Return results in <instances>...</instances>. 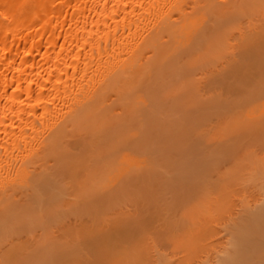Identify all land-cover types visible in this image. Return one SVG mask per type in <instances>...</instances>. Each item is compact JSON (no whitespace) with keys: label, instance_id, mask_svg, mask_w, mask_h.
Segmentation results:
<instances>
[{"label":"bare ground","instance_id":"obj_1","mask_svg":"<svg viewBox=\"0 0 264 264\" xmlns=\"http://www.w3.org/2000/svg\"><path fill=\"white\" fill-rule=\"evenodd\" d=\"M194 71L199 72L197 77ZM179 84L186 87L187 93L194 92L193 98L202 89L215 96L209 102H198L201 108L208 110L216 109L225 114L233 99L234 106L227 109L231 113L229 111L226 117L223 114L225 118H218L217 124L230 121L233 126L226 125L227 132L235 133L234 137L230 136H237V140L247 136L250 141L254 138L252 144L256 143L251 148H248L249 143H242L244 163L241 161L242 166L240 163L236 166L234 162L238 159H235L234 165L232 163L235 172L220 179L227 183L233 178L228 184L233 181L234 186L240 184L242 190L239 188L241 194L235 199V210L225 207L224 201L225 206L220 205L222 201L218 202V196L216 210H213L214 204V207L207 206L208 211L203 208L207 220L196 217L206 228L211 221L218 223L222 218L221 234L208 243L200 239L202 243H198L195 233L199 229L201 234L204 232L200 224L194 222L198 221L195 217L191 221L193 216L186 215L181 219L183 222L173 219L172 232V227L167 228L171 222L164 223L167 217H163L165 228L160 227L170 232L166 231L168 236L185 229L188 235L183 233L189 237L190 231H197L190 233L194 237L184 242L181 241L186 239L181 236L182 247H178L186 251L193 247L196 257L192 254L193 248L192 255L178 250L182 255L177 252L178 248L171 252V248H175L159 246L158 241L152 256L146 248L150 243L146 242L145 234L152 233L154 226L149 227L151 224L147 221L154 215L146 219L141 217L147 226L134 220L127 210L120 211L123 215H131V218L126 217L129 220L121 213L118 216L117 212L129 202L124 196L128 191L125 185L132 189L139 180L147 183L148 172L156 169L154 162L157 161V152L152 157L151 149L160 150V145L153 141L156 137L152 129H161L164 120L141 117L147 109L141 112L139 106H152L153 100L164 95V88L170 92L169 87L175 86L178 90L182 88ZM186 91V97L190 98ZM193 98L192 102H197V97ZM158 103L154 104L158 111L163 110L166 101L161 103L160 110ZM205 122L208 121L205 119ZM209 122L212 126V119L211 124ZM205 125L210 138L207 140L196 132V135L201 134L197 137L205 140L203 143L200 140V145L205 144L206 148L213 140L214 153L212 157L207 153V157L221 162L214 154L225 145L220 138L225 134L223 128L218 126L213 132L212 127ZM233 138L230 140L235 143L236 138ZM102 148L106 155L102 156L104 161L98 159L96 165L95 160L97 169H92L89 162H93L97 152L104 153ZM262 152L264 0H0V264H264ZM156 163L159 168L163 165L162 161ZM90 168L94 171L88 173ZM82 170L86 175L81 174ZM167 170V173L171 171ZM173 172L172 177H176ZM79 173L82 178L87 177L84 178L86 182L77 179ZM205 175L210 178L212 174ZM161 176L165 178V174ZM202 176L204 174L200 179ZM122 182L126 183H123L126 191L121 190L122 184L119 186L122 192L117 191ZM98 187L107 189L106 199L104 193L96 192ZM81 188L87 189L86 192ZM219 188L216 190L222 191ZM211 190L208 192L211 195L217 193ZM211 195L206 198L210 200L214 194ZM203 200L209 203L208 199ZM117 201L120 205L115 204ZM195 207L198 208L197 204ZM165 209H168L166 205ZM193 210L194 207L192 213ZM173 212L168 213L169 219V215L175 216ZM114 213L116 217H112ZM218 213L219 219L215 217ZM198 214L204 218L201 211ZM213 217L216 220H212ZM184 221L188 224L182 228ZM160 232L163 235V231ZM208 234L211 238L214 236L213 231ZM164 236L161 238L166 240ZM191 238H195L197 245L193 246ZM187 253L196 259L192 257L191 260Z\"/></svg>","mask_w":264,"mask_h":264},{"label":"rangeland","instance_id":"obj_2","mask_svg":"<svg viewBox=\"0 0 264 264\" xmlns=\"http://www.w3.org/2000/svg\"><path fill=\"white\" fill-rule=\"evenodd\" d=\"M240 44V43H239ZM193 75H195L194 77H197L198 75H199V72L198 71H194L193 72ZM233 80H235V79H233ZM232 80V81H233ZM231 81V80H230ZM231 83V82H230ZM233 83V82H232ZM235 84V83H234ZM181 84H179L178 86H180ZM173 87V86H172ZM181 87L182 88H179L178 90H177V88H175V86L173 87V88H175V90L173 89V88H171V87H169L170 89H168L170 92H168L167 90H166V88H164L165 90L164 91H162V92H164V95L165 94H167V93H169L168 95H165V97H164V95H162L161 96V98H159L160 99V102L159 101H157V100H159L158 98L154 101L153 100V105L154 104H157L158 102V108H159V110L161 109V107L163 106L161 103H164L165 101H166V104H164L165 106H163L164 108H163V110H161V111H158V109L156 108V105H152L151 106V104H149V106L146 108L145 106H143V105H140L139 107H140V110H141V112L143 111V110H146L147 112L149 111V113H147L146 111V113L145 112H142V116L141 117H143V118H149V117H153V118H161L160 120L161 121H163V123H164V125H162L163 127H161V129H156V127L154 128V129H152V127H150V129H152L153 131H152V134H155V137L156 138H154V142L156 143V145L158 146V144L160 145L159 147H160V150H159V148L157 149V148H154V149H156V150H154V149H151V150H153V152L151 153V155H153L152 157H154L155 155H156V152H157V155H156V159L155 160H157L156 162H163V165H164V167L166 168H164L163 169V165H162V167H160L159 168V166H158V163H156V162H154L155 163V167H156V169H155V167L153 168V169H155V170H150V171H152V173L150 172H148V174H149V178H147L148 179V181H147V179H145V181H147V183L146 182H143V184L140 182V180L138 181V183H140V184H138L137 182H136V184H138V187L136 186V184H134V185H132V187H134V188H132L131 189V187L130 188H128V185H125L126 186V188H127V190L128 191H126L125 189H124V186H123V183H125V182H122V183H119L118 184V188H116V190L117 191H120V192H122L121 190H124V191H126V195H124V196H126V198L127 199H129L128 201L130 202H128L127 203V201H123V204H125V203H127L126 204V206H123L124 208L126 207V209H124L123 207H122V209H119L118 211L119 212H117L118 213V216H119V214L121 213V211L120 210H122V212L123 213H125L126 212V210H127V212L126 213H128L129 212V214H131V215H133V219H134V217H135V219L134 220H136V221H139L140 220V223L141 224H143V222H142V219L143 218H145L146 216H153L149 221H147V224H148V222H150V224L151 225H149V227L150 226H154L153 227V229H152V233H153V231H154V233H153V236H155V238L153 237V239H154V241L152 240V236H151V234L152 233H150V234H148V233H146L145 234V237H146V242L147 243H150V247H151V249L149 250V248L150 247H146L147 248V251H148V253H151V255L152 254H154L155 255V253L153 252V250L155 249V243L157 242V245H161L162 247L165 245V247L164 248H166L167 246H169V245H171V247H173V248H175V249H172L171 248V252L172 251H176V248H178V247H182L180 244H182L181 242H184V241H187L188 240V238H189V240H190V237H194V236H190V233H192V231H190L189 232V237L187 236L188 234V231L186 232V230L184 229V230H178V232L176 231V230H174V231H176V232H174V234L173 233H171L170 235L172 236H168V234H167V232L168 233H170L169 231H164L163 229L165 228V227H163L164 225V223L166 222V224H168L169 223V221L171 222V223H169V225L167 226V228L168 227H170V224L172 225V222H173V219H175V220H179L180 219V221H182L181 219H183V217H186V215L187 216H193V217H191V221H193V220H195L194 219V217L196 218V217H198V216H200V219H201V221H203V219H205V217L207 216V214H203L204 212H206V211H203L204 209L205 210H207L208 211V209H206V208H208L207 206H211V205H215V207H214V205H213V207L215 208V209H213L212 207V209L213 210H216V208L217 207H219L218 205H217V203L220 201H222L221 203H219L220 205H222L223 204V201H224V204L225 203H227V204H223L225 207H227L229 210H235V208L236 207H234V205H237V201H235V199L237 198V195H240L241 194V192H239L240 191V189H241V187H240V184H238L237 186H234L235 184V182L233 181V184H228V183H231L232 182V179H231V182H225V181H223V180H220V179H225L224 178V176L225 177H230L229 175H231V173L232 172H235V168L233 169L232 168V166L234 165V163H236L237 162V165L236 166H238V163H240L241 161H242V148H241V146H244L242 143H244L245 145H246V143L248 144H250V145H248V148H251V145L252 146H254L255 145V143L256 142H254V144H252L253 142V139L250 141V137H248V139L245 137L244 139L243 138H240L242 141H240V139L239 140H237V136L235 137L236 138V140H235V143H234V140L233 141H231L232 140V138L234 137V135L233 134H235V133H228L229 131L227 130L229 127H232L233 125H231V123H230V121H227V124H226V122L225 123H223V124H221V125H219V124H217V119L218 118H225L226 116H227V114H228V112L230 111V109L229 110H227L228 108H230V107H232V106H234V104H233V102H234V100L232 99L230 102H229V104H231L229 107H227L226 108V113L224 114V113H221L220 111H218V110H216V109H210V110H208V109H205V108H201L200 106H199V103H206V102H209L212 98H214L215 96H213L211 93H207L206 91H204V90H206V89H202L201 91H199V94L197 93V94H195L196 96H195V98H196V101L197 102H192V99L191 98H193L194 96H193V93H190L189 91H188V93H190L191 95H189L188 93H187V89H186V87L184 86H182L181 85ZM186 90H185V89ZM171 89H173L174 90V92L173 91H171ZM161 90V89H160ZM180 90H182V91H180ZM177 91V92H176ZM186 91V93H187V95L188 96H190V98L189 97H186V95H185V92ZM167 92V93H166ZM184 94V95H182V93ZM160 93V92H159ZM171 93H174V94H171ZM196 93V92H195ZM242 94H243V92H241ZM161 94V93H160ZM173 95V97H171ZM169 96V100L167 99V97ZM175 96H177V97H175ZM240 96H241V94H240ZM243 96V95H242ZM170 97H171V99H170ZM181 97H183L184 98V102H182V99H180ZM166 100H165V99ZM178 100H177V99ZM185 98H187V101L185 100ZM195 98H193V100L195 99ZM239 98V97H238ZM237 98V99H238ZM165 101H164V100ZM173 99V100H172ZM176 99V101H178V102H176L177 104H175V100ZM167 100H168V102H167ZM179 100L181 101V103L179 102ZM163 101V102H162ZM170 101H172V102H170ZM174 101V102H173ZM152 102V101H151ZM155 102H157V103H155ZM199 102V103H198ZM170 105H169V104ZM173 103V104H172ZM180 103V104H179ZM167 104H168V106H167ZM179 104V105H178ZM176 105V106H175ZM169 107L168 109H167V107ZM155 108V109H154ZM189 108L191 109V110H193V111H189ZM167 109V110H166ZM198 109H200V110H198ZM206 110V111H205ZM231 110H233V109H231ZM215 111V112H214ZM188 112V113H187ZM183 113V114H182ZM214 113V114H213ZM219 113H221V114H218ZM229 113H231V111L229 112ZM144 114V115H143ZM146 114V115H145ZM185 114V115H184ZM203 114H205L204 116H203ZM223 114H224V116H223ZM184 117H183V116ZM200 115H202V117H205V118H202ZM208 115V116H207ZM200 116V117H199ZM215 116H216V119H215ZM151 117V118H152ZM208 117V118H207ZM214 117V118H213ZM229 117H230V115H229ZM210 118V119H209ZM176 119V120H175ZM187 119V120H186ZM205 119H206V121H210L209 122V124H211V119H212V126H209L208 125V122L206 123L205 122ZM227 120H228V118H226ZM175 120V121H174ZM201 120L203 121V122H201ZM160 121V122H161ZM184 121H186V122H184ZM167 122H168V124L169 125H166L167 124ZM174 122H176V123H174ZM193 122V123H192ZM201 122V123H200ZM205 122V123H204ZM174 123V124H173ZM192 123V124H191ZM215 123V124H214ZM205 124H207L209 127H212L211 128V131L213 130V132L214 131H216L217 130V127L218 126H220L221 128H223V133H225L222 137H220V138H222V140L223 141H221V142H224V146H223V144H222V147H223V149L222 150H219V151H217V152H215V156H219L220 158V160L219 161H221V162H217L216 161V159L215 160H213V158H211V159H209L207 156H209L207 153H211L210 154V156L212 157V153H214L213 152V146L211 145V142H213V140H211L210 141V145H208L206 148H205V144L204 145H200V144H202L203 142H205V140L203 141V138L204 137H206V139L208 140V138H210V137H208V135H206V131H205V127H204V125ZM166 125V126H165ZM216 127H215V126ZM226 125H228V126H226ZM151 126H153V125H151ZM155 126V125H154ZM156 126H158V125H156ZM165 126V127H164ZM168 126V127H167ZM186 126V127H185ZM206 126V125H205ZM224 126V127H223ZM176 127V128H175ZM194 127V128H193ZM209 127H207V129H208V131H209ZM226 127V128H225ZM171 128V130H169ZM168 131H167V130ZM179 129H180V132H179ZM193 129H195V132H194V130ZM175 130V131H174ZM181 130H184V131H181ZM190 130H192V131H190ZM151 131V130H150ZM166 131V132H165ZM178 131V132H177ZM210 131V132H211ZM228 131V132H227ZM160 132V133H159ZM170 132V133H169ZM188 134H187V133ZM192 132H194V135L192 134ZM196 132H197V134L200 132L201 134H199V135H196ZM151 133V132H150ZM159 133V134H158ZM165 133H167L166 135H165ZM180 133V134H179ZM181 133H183L182 134V136H181ZM208 133V132H207ZM180 136H179V135ZM209 134V133H208ZM229 134V135H228ZM230 134L231 135H233V137L232 136H230ZM188 135V136H187ZM196 135V136H195ZM204 136L203 138L202 137H197V136ZM212 135V134H211ZM210 135V136H211ZM164 136V137H163ZM169 138H168V137ZM176 136V137H175ZM178 136V137H177ZM184 136V137H183ZM185 136H187V138L188 139H186L185 140ZM240 136V135H239ZM190 137V138H189ZM197 137V138H196ZM212 137V136H211ZM232 137V138H231ZM253 136H251V138H252ZM200 138H202V139H200ZM235 138H233V139H235ZM156 139L158 140V141H156ZM162 139V140H161ZM166 139V140H165ZM169 139V140H168ZM190 139V140H189ZM193 139V140H192ZM231 139V140H230ZM171 140V141H170ZM202 141V143H201V141ZM245 140V141H244ZM161 143H160V142ZM165 141V142H164ZM182 141V142H181ZM188 141V143H186ZM238 142V145L236 146V145H234V144H236L237 142ZM196 142V143H195ZM199 142V143H198ZM170 143V144H169ZM208 143V142H207ZM215 143V142H214ZM218 143V142H217ZM239 143H240V145H239ZM198 144V145H197ZM213 144V143H212ZM219 144V143H218ZM231 144V145H230ZM172 145V146H171ZM197 145V146H196ZM200 145V146H199ZM154 146V145H153ZM165 146H167V148L165 147ZM186 148H185V147ZM236 146V148H234ZM250 146V147H249ZM170 147H171V149H170ZM221 147V146H220ZM241 148V150L239 149V148ZM226 148V149H225ZM103 149L104 148H102L101 150H102V152H104V153H101V155H99V152H97L98 154H96V157L93 159V160H91V161H93L92 163H90L89 162V165H92L91 166V168L92 169H97V168H95L94 167V161L96 160V165H97V162L98 161H104V158L103 157H105L103 154H105V151H103ZM163 149V150H162ZM229 149V150H228ZM227 150V151H226ZM154 151H155V153H154ZM101 152V151H100ZM166 152V153H165ZM169 152V153H168ZM205 152H206V154H205ZM204 153V154H203ZM262 153H264V152H262ZM169 154V155H168ZM201 156H200V155ZM192 155V156H191ZM213 155V156H214ZM221 155V156H220ZM103 156V157H102ZM102 157V158H101ZM187 157V158H186ZM189 157V158H188ZM206 157H207V159H206ZM191 158V159H190ZM232 158V159H231ZM99 159V160H98ZM103 159V160H102ZM163 159V160H162ZM235 159H238V160H235ZM98 160V161H97ZM154 160V161H155ZM209 160L211 161V162H209ZM235 160V162L233 163V161ZM100 161V162H101ZM213 161H215V163L217 162L218 164L217 165H215V163L213 162ZM224 161V162H223ZM168 162H169V166H170V168L168 167ZM243 162V161H242ZM99 163V162H98ZM165 163H166V165H165ZM170 163H172V165H173V163H174V165L173 166H177V167H179V168H172L171 167V165H170ZM200 163H201V165H200ZM204 163H205V165H204ZM207 163H208V165H207ZM232 163H233V165H232ZM244 163V162H243ZM202 165L204 166V167H202ZM215 165V166H214ZM98 166H100V165H98ZM98 166H96V167H98ZM161 166V165H160ZM212 166H214V167H212ZM224 166V167H223ZM239 166H242V163H240V165ZM85 167H87V166H85ZM90 167V166H89ZM94 167V168H93ZM200 167H201V169H200ZM209 167V168H208ZM211 167V168H210ZM90 168V170H88V173L92 170ZM172 168V169H171ZM203 168V169H202ZM204 168H206V169H204ZM207 168L209 169V170H211V171H209L208 170V175L210 174H212L211 176H210V178H207L206 177V175L205 174H207L206 173V170H207ZM167 169H170L171 171L169 172V173H171V172H173V170H174V172H173V174L174 175H176V177L175 176H173L172 177V173L171 174H169V173H167V171H169V170H167ZM215 171H214V170ZM231 169V170H230ZM167 170V171H166ZM177 170V171H176ZM224 170V171H223ZM229 170V171H228ZM238 170V169H237ZM240 170V169H239ZM86 171H87V169H86ZM86 171L84 170H82V171H80V172H82L81 174H83L84 172L86 173ZM92 171H94V170H92ZM153 171H156L155 173L153 172ZM160 171V172H159ZM166 171V172H165ZM192 171V172H191ZM200 171V172H199ZM205 171V172H204ZM228 171V172H227ZM161 173V175L162 174H165V178L163 177L162 178V176L161 175H159V173ZM165 172V173H164ZM180 172V173H179ZM191 172V173H190ZM201 172H204V173H202V174H204V176H202V179H200V176L202 175L201 174ZM211 172V173H210ZM213 172V173H212ZM226 172V173H225ZM231 172V173H230ZM242 172V171H241ZM84 173V174H85ZM176 173V174H175ZM224 173V174H223ZM233 174V173H232ZM86 175V174H85ZM157 175H159V176H157ZM169 175V176H168ZM214 175V176H213ZM80 176V173L77 175V179H79L80 178V182H82V181H85V177H79ZM91 176V175H90ZM223 176V177H222ZM161 178V179H159V178ZM167 177V178H166ZM169 177V178H168ZM178 177V178H177ZM199 177V178H198ZM87 178V177H86ZM88 178H90L89 176H88ZM152 178V180H150ZM171 178H173V179H171ZM179 178H180V180H179ZM198 178V179H197ZM83 179V180H82ZM153 179H155V180H153ZM159 179V180H158ZM177 179L179 180V181H177ZM200 179V180H199ZM206 180V182L204 181V180ZM88 180H90V179H88ZM172 180V181H171ZM197 180V181H196ZM203 180V181H202ZM210 180H211V182H210ZM218 182H217V181ZM236 180V182H237V179H235ZM79 181V180H78ZM142 181V180H141ZM144 181V180H143ZM174 181V182H173ZM190 181V182H189ZM193 181V182H192ZM201 181V182H200ZM227 181V180H226ZM229 181V180H228ZM240 181V179L238 180V182ZM86 182V181H85ZM91 182V181H90ZM177 182V183H176ZM192 182V183H191ZM207 182H209L210 184H206L205 185V183H207ZM216 182H217V184H221V186L220 185H217L216 184ZM169 183V184H168ZM174 183V184H173ZM198 183H200V184H198ZM204 183V184H203ZM122 184V189L120 190L119 189V186ZM126 184V183H125ZM177 184V185H176ZM183 184V185H182ZM225 184V185H224ZM226 184H228V185H226ZM139 185H140V187H139ZM142 185V186H141ZM189 187H188V186ZM216 187L217 189L219 188V189H221L222 191H218V190H216V188L215 189H213L214 187ZM86 186H88V184L86 185ZM136 186V187H135ZM156 186V187H155ZM178 186V187H177ZM201 186L204 188L203 190L206 192H204V191H202L201 190ZM208 186V187H207ZM209 186H210V188H209ZM218 186V187H217ZM225 186V187H224ZM239 186V187H238ZM84 187V186H83ZM146 187V188H145ZM152 189H151V188ZM171 187V188H170ZM212 187V188H211ZM86 188H88V187H86ZM121 188V187H120ZM136 188V189H135ZM141 188V189H140ZM150 188V189H149ZM163 188V189H162ZM178 188V189H177ZM208 189L207 191L205 190V189ZM240 188V189H239ZM82 190H87V189H84V188H81ZM98 189H100V187H98ZM97 188H96V192L97 191H100V193L101 194H103V197H104V195H106V198L108 197V195H109V193H108V191H107V189H103V188H101L100 190H98ZM103 189V190H102ZM130 189V190H129ZM135 189V190H134ZM148 189V190H147ZM156 189H158V190H156ZM182 189V190H181ZM193 189V190H192ZM210 189H212V190H215L217 193L215 194V192L214 191H212V192H214V193H212V195H213V197L212 198H214L215 196H217V197H215L214 199H215V202H214V200L211 198V192L210 193H208L209 192V190ZM143 190V191H142ZM153 190V191H152ZM169 190V191H168ZM184 190V191H183ZM238 190V191H237ZM242 190V189H241ZM123 191V192H124ZM148 191V192H147ZM159 191H161V192H159ZM198 191H199V193H198ZM86 192V191H85ZM129 192H130V194H132L131 196H130V194H129ZM146 192H147V194H146ZM155 192V193H154ZM203 192V193H202ZM247 192V191H246ZM106 193H108V195L106 194ZM125 193V192H124ZM153 193V194H152ZM184 193L186 194V195H184ZM205 193V194H204ZM221 193H222V195H221ZM101 194H98V195H101ZM159 194V195H158ZM202 194V195H201ZM203 194H204V196H203ZM208 194L209 195H211L210 196V198L213 200H209V198H206V197H208ZM127 195H129V197L130 198H128V196ZM135 195V196H134ZM151 195V196H150ZM102 196V195H101ZM157 196L158 197H160L161 199H158L157 198ZM166 196V197H165ZM183 196V197H182ZM185 196H187L186 198H185ZM189 196V197H188ZM218 196H220V200L218 199ZM234 196H236V197H234ZM99 197V196H98ZM164 197V198H163ZM100 198V197H99ZM102 198V197H101ZM105 197H104V199H106ZM138 198V199H137ZM157 198V199H156ZM189 198V199H188ZM203 198L204 199H208L209 200V203H207L208 201H206V200H203ZM222 198V199H221ZM234 198V199H233ZM126 199V200H127ZM136 201H135V200ZM140 199H142V201L140 200ZM192 199V200H191ZM218 199V202L216 201ZM122 200V199H121ZM143 200H145L144 202H143ZM158 200H162L163 201V203H162V201L160 202V201H158ZM187 200H189V201H187ZM191 200V201H190ZM226 200H228L227 202H226ZM232 200V201H231ZM132 201H135V202H137L136 204H138V207L136 208V204H135V202L134 203H131ZM186 201V202H185ZM212 203H211V202ZM121 202V201H120ZM154 202H156L155 203V205H154ZM193 202V203H192ZM206 202V203H205ZM214 202V203H213ZM158 203V204H157ZM160 203V204H159ZM173 203V204H172ZM204 203V204H203ZM211 203V204H210ZM234 203V204H233ZM115 204H119L118 203V201L115 203ZM122 204V203H121ZM130 204V205H129ZM132 204V205H131ZM134 204H135V207H134ZM196 204H197V206H198V208H196L195 206H196ZM205 204H207V205H205ZM228 204H230V205H228ZM120 205V204H119ZM154 205V206H153ZM165 205H166V208H168L167 210H168V212H166L167 210L165 209ZM171 205V206H170ZM184 205V206H183ZM189 205H190V207H189ZM195 205V206H194ZM228 205V206H227ZM141 206V207H140ZM148 206H149V208H148ZM156 206V208L158 209L157 211H155L156 210V208L154 209V207ZM159 206V207H158ZM187 206V207H186ZM191 206H192V208L194 207V210H193V213H192V211H191ZM117 207H118V205H117ZM120 207V206H119ZM118 207V208H119ZM127 207H129V208H127ZM161 207V208H160ZM178 208V209H175V208ZM184 207H186V209L184 208ZM201 207V208H200ZM117 208V209H118ZM139 208H141V209H139ZM173 208V209H172ZM189 208H191V209H189ZM204 208V209H203ZM230 208H232V209H230ZM116 209V210H117ZM123 209L125 210V211H123ZM139 209V210H138ZM165 210V212H164V210ZM175 209V210H174ZM195 209H198V210H195ZM227 209V210H228ZM146 210V211H145ZM171 210V211H170ZM173 210L175 211V212H177V213H174L173 212ZM182 210H184L183 212H182ZM188 210H189V212H188ZM210 210V209H209ZM229 210H228V213H229ZM140 211V212H139ZM147 211L150 213V212H152V215H151V213L149 214H147ZM191 211V212H190ZM196 211H198V212H196ZM200 211L202 212V216H204V218H202L201 217V215L200 214H198V213H200ZM146 212V213H145ZM153 212H155V213H157V212H159V213H157V214H160V215H162V217H157L155 214H153ZM172 213L173 212V214H175V216H173L172 217V214H171V216L169 215V217H170V219L168 218V213ZM211 212H213V211H211ZM234 212V211H233ZM144 213V214H143ZM167 213V214H166ZM185 214L184 216L182 215H180V214ZM207 213V212H206ZM115 214V213H114ZM122 214V213H121ZM120 214V215H121ZM194 214H195V216H194ZM196 214H198V215H196ZM131 215H121V216H123L125 219H128V218H131ZM165 215V216H164ZM179 215L181 216V218L179 217ZM215 215V214H214ZM219 215H220V213H218L217 215H215V217L217 218V219H219ZM117 215L115 214V216L113 215L112 217H116ZM120 216V217H121ZM156 216V218H158L157 219V221H156V219L154 218ZM122 217V218H123ZM126 217H128V218H126ZM141 217H143V218H141ZM163 217H167V219L165 220V218H163ZM189 217V218H190ZM215 217H213L212 218V220L213 219H215L216 220V218ZM221 217V216H220ZM147 218V217H146ZM145 218V219H146ZM161 218V219H160ZM172 218V219H171ZM192 218H193V220H192ZM199 218V217H198ZM132 219V222L134 221ZM145 219H143V220H145ZM154 219H155V221H154ZM169 219V220H168ZM188 219V218H187ZM187 219H186V221H187ZM197 219V218H196ZM199 219V220H200ZM208 219V218H207ZM207 219H205V220H207ZM222 218H220L219 219V221H218V223H216L217 222V220H216V222L213 220V221H211V225H209L208 223V227L206 228L203 224L204 223H202V226H201V223H198V222H200L198 219V221H194V222H197V224H200L199 226L200 227H202V229H201V231H202V233L203 234H201L199 231H200V229L198 230V232L200 233V235H198V232L195 230V232H197V233H195L194 231V233H195V238H196V240H198V241H196V240H194L195 238H191V241L193 242V240H194V245L193 246H195V245H197V244H195L196 242H198V243H202V241H203V243H208L210 240H213V239H216V237H218L219 236V234H221V233H219L220 231H219V227H221V224H222V220H221ZM129 220V219H128ZM161 220V222H159ZM165 220V221H164ZM184 220H185V218H184ZM204 220V221H205ZM146 221V220H145ZM164 221V223H162ZM188 221H189V219H188ZM187 221V222H188ZM191 221H189V222H191ZM183 222V221H182ZM186 222V223H187ZM193 222V223H194ZM205 222H207V221H205ZM155 223V224H154ZM161 223V224H160ZM176 223H178L179 224V221H177ZM186 223H185V221H184V224H183V226H182V228H184V227H186ZM213 223H214V226L212 227V225H213ZM220 223V224H219ZM146 224V223H145ZM145 224H143V225H145ZM146 224V225H147ZM188 224V223H187ZM196 224V225H197ZM77 225H79V224H77ZM160 225L163 227V229H161L162 227H160ZM181 225V224H180ZM195 225V226H196ZM218 225V226H217ZM148 226V225H147ZM199 226H197V227H199ZM156 227V228H155ZM158 227H159V229H158ZM172 227V226H171ZM170 227V228H171ZM180 227V226H179ZM205 228V229H204ZM211 229V230H207V229ZM214 228L216 229V228H218V229H216V230H214ZM150 229V228H149ZM148 229V230H149ZM213 229V230H212ZM159 230V231H158ZM204 230H207L208 231V233H209V231H213L214 232V236H212V238L210 237L211 235L210 234H205V231ZM151 231V230H150ZM158 231V232H157ZM160 231H163V235H165L164 237H166V240H165V238H164V240L161 238V236H163L162 234L160 235ZM170 231L172 232L173 231V227L170 229ZM183 231H185V233L187 234H184L183 233ZM160 232V233H159ZM181 232V234L183 233V235H181V234H179ZM156 233V234H155ZM194 233H192V234H194ZM219 233V234H218ZM173 234V235H172ZM179 234V235H178ZM150 235V236H149ZM158 235H160L159 237H158ZM210 235V236H209ZM176 236L178 237V239L176 238ZM185 238L186 240H183V238ZM210 238H209V237ZM182 238V240L183 241H181V239L179 240V238ZM208 237V238H207ZM162 239L163 241H160V239ZM173 238V239H172ZM156 239V240H155ZM158 239V240H157ZM176 241H175V240ZM202 240V241H200V240ZM152 241L154 242V244L152 243ZM160 241V242H159ZM181 241V242H180ZM196 241V242H195ZM200 241V242H199ZM146 242H145V244H146ZM192 242H190V243H192ZM160 243V244H159ZM144 244V245H145ZM144 245H143V248H145L144 247ZM180 245V246H179ZM199 245V244H198ZM146 246V245H145ZM148 246V245H147ZM145 248V249H146ZM189 248V247H188ZM187 247H186V249H188ZM191 248H193V247H190L189 249H188V251H186V250H184L183 248L181 249V248H178L177 249V252H181V251H185V253L186 252H188V253H190V252H192L191 250H193V249H191ZM178 250H181V251H178ZM150 251V252H149ZM153 253H152V252ZM157 251V250H156ZM176 252V253H177ZM194 252H196L195 251V249L193 250V252H192V254H194V256L196 255V253H194ZM184 253V257L186 256V254ZM187 253V254H188ZM178 255L177 256H179V253H177ZM181 254L183 255V253L181 252ZM181 254H180V257H183V256H181ZM191 254V253H190ZM191 254V255H192ZM191 255H187V256H190V259L192 260V257H193V260H194V258L196 257H194V256H192L191 257ZM153 256V255H152ZM196 259V258H195Z\"/></svg>","mask_w":264,"mask_h":264}]
</instances>
